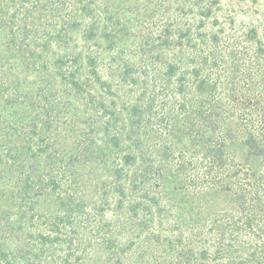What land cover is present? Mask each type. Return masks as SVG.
<instances>
[{
  "label": "trees",
  "instance_id": "obj_1",
  "mask_svg": "<svg viewBox=\"0 0 264 264\" xmlns=\"http://www.w3.org/2000/svg\"><path fill=\"white\" fill-rule=\"evenodd\" d=\"M0 264H264V0H0Z\"/></svg>",
  "mask_w": 264,
  "mask_h": 264
},
{
  "label": "rangeland",
  "instance_id": "obj_2",
  "mask_svg": "<svg viewBox=\"0 0 264 264\" xmlns=\"http://www.w3.org/2000/svg\"><path fill=\"white\" fill-rule=\"evenodd\" d=\"M247 4V3H246Z\"/></svg>",
  "mask_w": 264,
  "mask_h": 264
}]
</instances>
